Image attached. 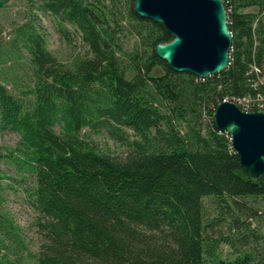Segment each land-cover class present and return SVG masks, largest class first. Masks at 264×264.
Listing matches in <instances>:
<instances>
[{
  "label": "trees",
  "instance_id": "16d2710c",
  "mask_svg": "<svg viewBox=\"0 0 264 264\" xmlns=\"http://www.w3.org/2000/svg\"><path fill=\"white\" fill-rule=\"evenodd\" d=\"M24 1L74 27L88 49L65 67L28 25L20 32L32 85L20 98L0 82V130L19 136L9 162L34 178L35 264H227L216 254L225 241L210 229L220 220L205 221L203 199H264V178L243 170L213 113L262 90L250 67L264 73V0H222L229 64L203 79L156 57L172 36L137 17L134 0ZM84 129L125 156L98 151Z\"/></svg>",
  "mask_w": 264,
  "mask_h": 264
},
{
  "label": "rangeland",
  "instance_id": "374dc122",
  "mask_svg": "<svg viewBox=\"0 0 264 264\" xmlns=\"http://www.w3.org/2000/svg\"><path fill=\"white\" fill-rule=\"evenodd\" d=\"M28 25L43 38L46 51L63 66L71 67L75 59L88 56L75 28L38 11L37 4L24 0L0 4V82L20 98L32 85L30 55L23 47L20 32L26 31ZM61 26L68 32V38L60 31ZM129 43L133 44V40ZM81 136L102 153L117 158L125 156V148L104 133L84 129ZM18 140L17 133L0 130V154L4 156L0 160V218L8 229L0 230V258L3 264H35L42 237L36 227L39 215L31 207L34 178L18 174L9 162ZM203 206L207 223L220 220L210 229L214 238L225 241L219 244L216 253L221 261L264 264L263 198H236L221 205L204 198Z\"/></svg>",
  "mask_w": 264,
  "mask_h": 264
},
{
  "label": "water",
  "instance_id": "95a60500",
  "mask_svg": "<svg viewBox=\"0 0 264 264\" xmlns=\"http://www.w3.org/2000/svg\"><path fill=\"white\" fill-rule=\"evenodd\" d=\"M134 14L160 24L172 36L155 55L169 70L203 79L229 64L232 36L222 0H134ZM213 124L229 136L243 170L264 178V112H246L230 101L214 110Z\"/></svg>",
  "mask_w": 264,
  "mask_h": 264
},
{
  "label": "built area",
  "instance_id": "2783aa9c",
  "mask_svg": "<svg viewBox=\"0 0 264 264\" xmlns=\"http://www.w3.org/2000/svg\"><path fill=\"white\" fill-rule=\"evenodd\" d=\"M250 73H253L256 77V81L253 84V88L262 87L261 91H258L254 96L242 97V98H231L230 100L225 99L223 101H230L238 106L241 110L246 112L260 111L264 112V73L259 67L252 65L250 67Z\"/></svg>",
  "mask_w": 264,
  "mask_h": 264
}]
</instances>
